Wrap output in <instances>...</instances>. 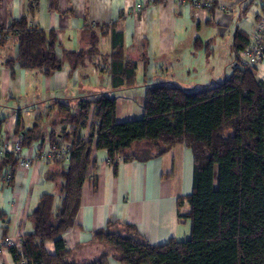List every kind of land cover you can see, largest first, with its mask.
Segmentation results:
<instances>
[{
  "label": "crops",
  "instance_id": "crops-1",
  "mask_svg": "<svg viewBox=\"0 0 264 264\" xmlns=\"http://www.w3.org/2000/svg\"><path fill=\"white\" fill-rule=\"evenodd\" d=\"M32 1L0 0V29L27 17L30 27L38 26L57 36L60 60L65 52L89 49L96 34L101 64L113 51V31L121 33L125 60L137 64L135 84L113 90L109 68H96L88 60L76 70L65 61L64 68L50 77L38 69H25L18 61L19 39L9 35L0 41V121H5L0 125V143L9 130L18 137L14 131L20 114L27 129L38 125L43 133L71 131L68 125L54 126L58 102L71 105L74 111L81 100L108 94L117 100L116 121L122 123L145 115L142 96L137 99L132 92L137 88L145 93L146 86L165 83L201 91L218 85L232 73L235 32L241 30L251 38L264 16V0H212L216 5L212 14L201 8L199 0H37L31 14ZM11 60L14 64L8 66ZM256 74L264 81V59ZM93 114L92 106L88 125L80 132L85 140L91 134ZM71 141L62 147L71 146ZM37 144L24 149L23 154L31 153ZM95 144L96 140L76 226L65 236L72 250L70 260L80 263L99 257L100 243L93 232L122 228L123 224L134 225L153 245L172 238L187 240L191 224L181 221L179 214L187 213L189 205L179 210L177 199L193 192L192 151L178 145L148 161L118 159L115 171L108 151L97 149ZM60 169L40 162L28 171L17 169L9 186L4 184L5 172H0V209L6 214L0 225L4 224L9 234L19 227L21 212L26 217L21 230L24 234L33 232L28 215L43 194L59 195L62 181L56 175ZM47 250L54 254V243H47ZM0 264H16L10 250H0ZM110 264L120 263L111 258Z\"/></svg>",
  "mask_w": 264,
  "mask_h": 264
},
{
  "label": "trees",
  "instance_id": "trees-1",
  "mask_svg": "<svg viewBox=\"0 0 264 264\" xmlns=\"http://www.w3.org/2000/svg\"><path fill=\"white\" fill-rule=\"evenodd\" d=\"M201 2L206 0H199ZM37 0L29 6L35 13ZM210 13L216 10L212 2ZM3 40L9 35L19 39V63L25 69H38L46 77L64 68L66 61L76 70L86 61L98 68H109L112 89L135 84L137 64L125 60L123 36L113 31V51L102 64L98 57V36L93 34L89 49L68 51L64 60L56 55L57 36L29 26L27 17L0 29ZM250 44V36L241 30L234 34L235 60L231 75L222 83L190 92L175 85L154 83L146 86L141 119L118 123L117 100L108 94L83 99L76 110L58 102L56 122L72 127L69 132L53 129L43 133L39 126L25 128L21 114L14 134L21 138L23 151L34 142L62 147L72 138L68 164L56 175L61 179L59 195L45 193L29 215L34 230L24 234L22 253L9 249L16 264H264V81L256 69L242 63L240 53ZM97 59V60H96ZM14 61H8L12 66ZM94 107L91 134L85 140L80 132L88 125ZM3 121H0V125ZM96 148L107 150L117 170V160L148 161L161 157L178 145L187 146L194 156L193 192L177 199L179 214L191 224L190 236L160 245L150 244L134 225L123 224L121 233L109 228L93 232L94 239L107 250L99 257L80 263L70 260L72 250L65 241L76 226L82 204L83 185ZM24 155V154H23ZM21 157H0V172H10L14 181ZM6 214L0 209V224ZM3 229L5 236L9 232ZM8 233V234H7ZM54 243L55 253L47 250Z\"/></svg>",
  "mask_w": 264,
  "mask_h": 264
},
{
  "label": "built area",
  "instance_id": "built-area-1",
  "mask_svg": "<svg viewBox=\"0 0 264 264\" xmlns=\"http://www.w3.org/2000/svg\"><path fill=\"white\" fill-rule=\"evenodd\" d=\"M200 6L204 11H208L212 7V0H206L200 3ZM3 39V34L0 30V41ZM264 16L258 22L255 31L250 38L249 47L241 52L243 64L257 69L258 65L264 59ZM72 147L59 148L57 145H51L49 141H46L44 145L37 144L35 149L27 154L23 155L22 140L20 137H15L13 131L9 130L7 136L0 143V157L6 154H14L21 157L18 165V169L31 170L36 163L48 164L57 160H62L66 164L70 161ZM11 179V173L8 171L4 176L5 186H9ZM24 212H21L18 216L19 227L15 229L11 234L5 236L3 234L4 224L0 225V250L16 249L22 253L24 243V232L20 226L25 219Z\"/></svg>",
  "mask_w": 264,
  "mask_h": 264
},
{
  "label": "rangeland",
  "instance_id": "rangeland-1",
  "mask_svg": "<svg viewBox=\"0 0 264 264\" xmlns=\"http://www.w3.org/2000/svg\"><path fill=\"white\" fill-rule=\"evenodd\" d=\"M215 86H216V85H215ZM193 87H194V86H187L186 88H187V90H189L190 92H195V91L197 90V88H193ZM191 88H192V89H191ZM129 91H131V90H129ZM132 92H133V94L136 96L137 99H139L140 96H142V100H144V95H145V93H144V92H140V88H137V89L133 90ZM57 114H58V113H57ZM0 200H1V197H0ZM37 203H38V202H37ZM37 203H36L35 206H37ZM110 231L115 232V233H118V232L121 233V232H123L122 228L117 227V226L111 228ZM99 245H100V248H101V249H100L101 254L105 253L106 250H107L105 244L100 243Z\"/></svg>",
  "mask_w": 264,
  "mask_h": 264
}]
</instances>
